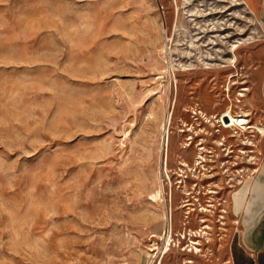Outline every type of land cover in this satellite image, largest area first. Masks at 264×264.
I'll list each match as a JSON object with an SVG mask.
<instances>
[{
    "label": "rangeland",
    "instance_id": "rangeland-1",
    "mask_svg": "<svg viewBox=\"0 0 264 264\" xmlns=\"http://www.w3.org/2000/svg\"><path fill=\"white\" fill-rule=\"evenodd\" d=\"M237 1L0 0V264H228L264 144Z\"/></svg>",
    "mask_w": 264,
    "mask_h": 264
},
{
    "label": "crops",
    "instance_id": "crops-1",
    "mask_svg": "<svg viewBox=\"0 0 264 264\" xmlns=\"http://www.w3.org/2000/svg\"><path fill=\"white\" fill-rule=\"evenodd\" d=\"M243 4L246 13L252 17L253 32L256 35L260 34L263 38V41L254 47L253 73L258 72L256 80L258 92L249 96V103L255 106L256 117L264 123V0H243ZM261 55L262 62L259 67L257 61L258 56ZM253 81H255L254 78ZM262 154L263 160L253 172H257L254 179L258 178V180L264 181V144L262 145ZM247 179L249 180V178ZM254 179L249 182L252 183ZM244 181L245 179L241 185ZM230 211V216L234 217V221L231 223V234L227 242V263L264 264V195H260L253 202L249 211H245L241 206L238 211L234 212L230 202Z\"/></svg>",
    "mask_w": 264,
    "mask_h": 264
},
{
    "label": "bare ground",
    "instance_id": "bare-ground-1",
    "mask_svg": "<svg viewBox=\"0 0 264 264\" xmlns=\"http://www.w3.org/2000/svg\"><path fill=\"white\" fill-rule=\"evenodd\" d=\"M230 4L227 5L229 7H235V5H237L238 1L237 0H229ZM234 9V8H232ZM237 10V9H236ZM231 13V12H229ZM167 37H165L166 39ZM237 46V43H233L231 45V49H235ZM234 60V59H232ZM228 88V87H227ZM242 89V88H241ZM245 89V88H244ZM239 95L242 96L243 95V92L242 91H239ZM232 107V106H231ZM230 106H228V108L232 109ZM206 115V114H205ZM227 115H229V112L227 111ZM241 115H247L246 113H240V114H237L236 113V116H241ZM230 119V122H233L231 117H229ZM246 122V121H244ZM261 136H264V132L261 133ZM246 142L250 143L251 144V141L249 140H246ZM252 146V145H251ZM199 154V153H198ZM199 156V155H198ZM200 158V157H199ZM202 160V159H201ZM264 165V164H263ZM262 165V166H263ZM264 173V172H263ZM256 178V177H255ZM159 191V190H158ZM157 191V192H158ZM156 192V191H155ZM250 194V195H249ZM248 195V196H247ZM260 195H264V181L262 179L258 180L257 179H254V181L252 183L249 182L248 179H245V181L243 182V184L238 188L236 189L235 191H232L231 195H230V199H231V204H232V209L234 212L238 211L239 208L241 206H243L244 210L245 211H249V209L251 208L253 202L255 200H257L258 197H260ZM151 199L152 200H158L160 199V195H151ZM167 219V218H166ZM167 222V221H166ZM205 226V225H204ZM172 229V228H171ZM170 230V229H169ZM171 231V230H170ZM205 234L206 231L203 229V226L200 228L199 230V234ZM171 234V233H170ZM166 235V234H165ZM167 236V235H166ZM163 237V235H162ZM165 240V239H164ZM190 240V243L191 244H197L198 243V240L196 239H189ZM169 246V245H168ZM156 248V247H155ZM194 250L195 251H198L199 248L196 247L195 245L193 246ZM154 249V248H153ZM168 249V248H166ZM165 249V250H166ZM164 250V251H165ZM156 255V254H155ZM154 258V257H153ZM227 260V259H226ZM154 261V260H153ZM188 261V260H187Z\"/></svg>",
    "mask_w": 264,
    "mask_h": 264
},
{
    "label": "built area",
    "instance_id": "built-area-1",
    "mask_svg": "<svg viewBox=\"0 0 264 264\" xmlns=\"http://www.w3.org/2000/svg\"><path fill=\"white\" fill-rule=\"evenodd\" d=\"M223 116V113L220 115V121L219 122H221V117ZM222 123V122H221ZM223 139V141L221 140H219L221 143V145H223V148H222V150H224L225 148H227V147H224V145H226V144H224V141H227L224 137L222 138ZM242 143L241 144H245L244 146L245 147H249L251 144L250 143H248V142H246V141H241ZM230 145H228V147H229ZM240 150V149H239ZM228 153V150H226L225 151V154H227ZM238 162V161H237ZM237 162L236 161H234V164H237ZM223 210V209H222Z\"/></svg>",
    "mask_w": 264,
    "mask_h": 264
},
{
    "label": "water",
    "instance_id": "water-1",
    "mask_svg": "<svg viewBox=\"0 0 264 264\" xmlns=\"http://www.w3.org/2000/svg\"><path fill=\"white\" fill-rule=\"evenodd\" d=\"M224 119L226 120V117H224Z\"/></svg>",
    "mask_w": 264,
    "mask_h": 264
}]
</instances>
